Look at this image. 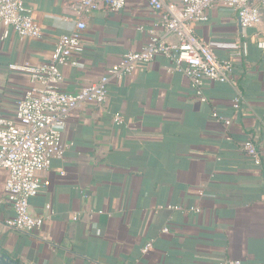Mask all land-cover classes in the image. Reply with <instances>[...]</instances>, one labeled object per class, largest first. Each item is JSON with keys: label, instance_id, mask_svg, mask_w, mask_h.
<instances>
[{"label": "crops", "instance_id": "crops-1", "mask_svg": "<svg viewBox=\"0 0 264 264\" xmlns=\"http://www.w3.org/2000/svg\"><path fill=\"white\" fill-rule=\"evenodd\" d=\"M79 1L24 0L40 38L20 41L10 32L1 39L0 27V116L12 115L31 86L27 74L9 66L46 63L58 38L74 31ZM80 17L86 27L78 65L61 67L66 94L106 75L151 35L177 42L145 0ZM208 18L195 34L218 60L232 63L230 82H205L202 102L162 54L130 77L112 79L105 105H83L65 124L64 157L52 161L42 175L48 185L29 201L31 215L44 219L40 231L4 227L12 212L0 169V252L19 264H264V19L243 28L222 7ZM213 111L229 117L230 126ZM247 141L260 165L242 151ZM149 242L152 249L142 254Z\"/></svg>", "mask_w": 264, "mask_h": 264}, {"label": "built area", "instance_id": "built-area-1", "mask_svg": "<svg viewBox=\"0 0 264 264\" xmlns=\"http://www.w3.org/2000/svg\"><path fill=\"white\" fill-rule=\"evenodd\" d=\"M160 12L159 26L167 34L177 37L176 43H166L151 35L139 51L127 52L120 61L107 70V74L80 88L74 94H66L59 87L63 81L61 67L78 65L74 56L83 51L80 42L85 24L80 15L90 14L101 8L117 12L124 8L126 0H80L74 5L79 19L70 34L58 38L46 63L33 66L28 63L12 64L9 69L27 74L31 86L18 99L13 114L0 116V169L7 172L4 183V203L12 215L3 222L11 232L30 234L40 231L44 219L31 215L29 201L48 183L42 178L53 160L62 159L65 153L63 130L68 118L83 105L102 106L108 102V85L112 79L130 77L140 64L151 62L162 54L190 82L194 95L207 102L203 88L205 82L229 83L233 72L230 61H220L209 44L195 34L198 24L206 23L208 11L213 7L229 9L236 14L243 28L260 25L264 19V0H145ZM1 39L10 32L20 41L41 37V30L24 0H0ZM241 98L232 101L234 110L240 107ZM212 118L226 126L231 119L216 111ZM115 122L121 118L115 115ZM254 164L260 165L257 147L247 141L241 145ZM198 211L197 209H191ZM163 233L168 229L163 228ZM147 243L141 253L152 249ZM216 264H243L239 260L225 259Z\"/></svg>", "mask_w": 264, "mask_h": 264}, {"label": "water", "instance_id": "water-1", "mask_svg": "<svg viewBox=\"0 0 264 264\" xmlns=\"http://www.w3.org/2000/svg\"><path fill=\"white\" fill-rule=\"evenodd\" d=\"M0 264H14L5 255L0 253Z\"/></svg>", "mask_w": 264, "mask_h": 264}, {"label": "trees", "instance_id": "trees-1", "mask_svg": "<svg viewBox=\"0 0 264 264\" xmlns=\"http://www.w3.org/2000/svg\"><path fill=\"white\" fill-rule=\"evenodd\" d=\"M1 254H3L2 252H0ZM4 255V254H3ZM6 256V255H5ZM11 262H13L14 264H19L18 261H15L14 259L6 256Z\"/></svg>", "mask_w": 264, "mask_h": 264}]
</instances>
